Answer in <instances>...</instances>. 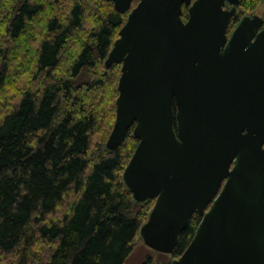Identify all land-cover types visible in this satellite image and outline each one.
<instances>
[{"label": "water", "instance_id": "obj_1", "mask_svg": "<svg viewBox=\"0 0 264 264\" xmlns=\"http://www.w3.org/2000/svg\"><path fill=\"white\" fill-rule=\"evenodd\" d=\"M107 1L128 16L105 60L120 65L106 148L129 129L138 141L122 178L136 203L155 200L143 243L172 255L197 213L170 264H264L261 18H242L227 38L239 0Z\"/></svg>", "mask_w": 264, "mask_h": 264}, {"label": "trees", "instance_id": "obj_2", "mask_svg": "<svg viewBox=\"0 0 264 264\" xmlns=\"http://www.w3.org/2000/svg\"><path fill=\"white\" fill-rule=\"evenodd\" d=\"M126 18L107 0H0V264H124L131 254L153 201L135 203L123 182L132 129L106 148L120 65L105 60ZM27 43L28 61L12 70ZM200 222L191 217L172 260Z\"/></svg>", "mask_w": 264, "mask_h": 264}, {"label": "rangeland", "instance_id": "obj_3", "mask_svg": "<svg viewBox=\"0 0 264 264\" xmlns=\"http://www.w3.org/2000/svg\"><path fill=\"white\" fill-rule=\"evenodd\" d=\"M136 4L137 3L134 2L133 5H132V8L135 7ZM183 8H184L185 14H186L187 13V9L185 7H183ZM225 8H229V6L226 5ZM182 11H183V9H182ZM245 15L246 16H250V17L253 16V15H256V16H259V17L264 19V0L259 5H257L256 8L252 12L242 13L241 12V8L239 7L238 8V18L236 19V21L239 18H241L242 16H245ZM127 16H128V13H126V17ZM181 18H182L183 21L186 18V16L184 15L183 12H182ZM236 21L234 22L233 26L235 25ZM233 26L229 27V30H232ZM30 46H31V44L27 43V47H26V45H25V47H23L24 53L21 52L22 54L19 53L20 51L19 52H16V51L14 52L13 58H15L17 60L18 57H20V59L17 62V64H16V61H14V66L12 67V70L13 69L14 70H19L18 72H20L22 64L25 65V63L28 61V54L30 53V51H29V47ZM133 201H134V199H133ZM150 201H153V206H154L155 200H150ZM134 245L135 246H134L131 254L128 256V258L126 259L124 264H142L146 260L147 257H151L152 258V260H153L152 264H161L163 262H167V261L170 262L172 260L171 255L160 254V253H157V252L149 249L148 247H146L145 244L143 243L142 238L139 236V234H138V236L136 238V241H135Z\"/></svg>", "mask_w": 264, "mask_h": 264}, {"label": "flooded vegetation", "instance_id": "obj_4", "mask_svg": "<svg viewBox=\"0 0 264 264\" xmlns=\"http://www.w3.org/2000/svg\"><path fill=\"white\" fill-rule=\"evenodd\" d=\"M239 4H240V0H239ZM239 4H238V6L235 8V10H236V13L230 18V21H229V24H228V27H227V32H226V36H227V38H229L230 36H231V34L233 33V31L235 30V28L237 27V25H238V23L240 22V20L242 19V18H244V17H249V18H252L253 16H242L241 18H239L237 21H236V19L238 18V8L240 7L239 6ZM226 5H228L229 6V8H225V6ZM183 7H185L186 9H187V13H186V18H185V20H184V22H186L187 21V19H188V7L187 6H183ZM182 7V8H183ZM232 6L230 5V4H228L227 2L225 3V5H224V7L222 8L224 11H231L232 10ZM241 12H242V10H241ZM256 16V15H255ZM259 17V16H258ZM259 18H261V17H259ZM261 20H262V23L260 24V26H259V28H258V32H260L261 30H262V28L264 27V19L263 18H261ZM236 21V23H235V25L233 26V24H234V22ZM231 26H233V29L232 30H229V27H231ZM254 41V40H253Z\"/></svg>", "mask_w": 264, "mask_h": 264}]
</instances>
